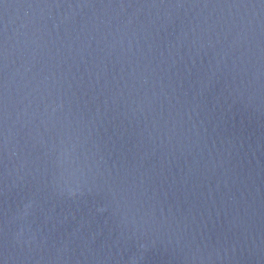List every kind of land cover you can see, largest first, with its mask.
Returning <instances> with one entry per match:
<instances>
[{
  "label": "water",
  "instance_id": "95a60500",
  "mask_svg": "<svg viewBox=\"0 0 264 264\" xmlns=\"http://www.w3.org/2000/svg\"><path fill=\"white\" fill-rule=\"evenodd\" d=\"M0 264H264V0H0Z\"/></svg>",
  "mask_w": 264,
  "mask_h": 264
}]
</instances>
